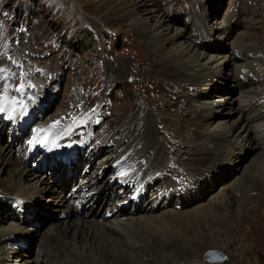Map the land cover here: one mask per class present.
Returning <instances> with one entry per match:
<instances>
[{
    "label": "rangeland",
    "instance_id": "rangeland-1",
    "mask_svg": "<svg viewBox=\"0 0 264 264\" xmlns=\"http://www.w3.org/2000/svg\"><path fill=\"white\" fill-rule=\"evenodd\" d=\"M137 2L135 0H0L2 18L0 77L7 68H12L16 75L14 87L17 86L18 90H21L19 89L20 80H26L34 98H41L47 91L58 85L59 92L54 95L52 103L49 102L48 114L51 117L67 114V118L72 119L83 108L88 107L91 110L96 107L100 96L104 94V99L111 100L109 113L105 114L103 108L101 114V125L106 124L107 132H113L115 121L120 115L128 114L133 106L140 107L141 116L149 115L150 117L146 125L139 123L138 129L140 128L139 131H143L142 133L148 136L149 140L152 138L150 141H154V145L151 146L160 154L157 157L162 156L160 158L163 161L162 164L165 163L163 175L167 170L172 177L169 176L171 181L178 182L182 171L193 180L204 169L205 175L211 165H206L207 162L204 164L199 160H191L188 152L193 153L195 147L185 148L182 144L184 141L189 143L197 141V138L193 136L196 129L190 126L189 121L178 122L181 111L188 106L187 100L182 96L186 86L181 83L182 81L180 82L178 73L169 75L168 72L166 73L168 69L158 64L150 55L146 32L139 26L143 20L149 21L148 11L150 10L145 7L138 8L137 14L125 17V8ZM154 12V19H164L165 24H168L172 30L182 32L183 41L187 44L198 45L194 47L195 52L217 56L214 54V49L218 47L217 49L222 51L218 58L223 57L222 55L233 58L227 70L229 74L234 75L236 82L234 85L238 88L233 86L231 81H227L216 86L224 93H212L211 98L220 97L234 90V93L230 95L233 97L231 109H235L244 118L256 112L261 117L257 120L252 119L250 124L255 125V128L264 124V0H155ZM213 27L223 29L226 38L222 39L220 44L210 40V44L206 45L204 40L210 39L209 36L212 34L208 33L205 38H202L201 34L206 36L208 30L210 32ZM198 39L201 40L199 44H197ZM57 43L61 45L59 50ZM232 44H235L234 48ZM237 47L241 50L234 52ZM239 52H242L245 58L241 56L242 54H236ZM38 67L40 70H47L39 73ZM111 67L114 69L118 67L120 72H116L119 75L108 87L106 83L112 79L110 76L113 75ZM239 67H244L245 73L252 74L258 71V78L255 79L257 81L253 82V79L251 87L256 89L254 97L257 103L252 106L247 107L241 101L242 95L248 88L249 80L241 85V78L237 76ZM31 78L35 79V83L31 82ZM248 78L251 77L248 76ZM86 88H89L88 95ZM54 102L56 103L53 106ZM165 115H168L167 118ZM183 126L188 129V135L185 138L180 133L183 131ZM113 136L116 137V135ZM1 143L6 146L7 141ZM252 146L256 148L258 146L259 149L250 150L246 147L243 152L239 149L242 161L240 164L238 159L232 160L235 162L234 167L220 163L219 167L224 168L222 173L225 174V178L210 181V191L205 190L202 193L203 197L200 196L193 204H203L206 210H209L214 201H220L222 205L214 206V208L219 214L225 215L227 211L234 212L239 203L246 202L247 208L253 210L252 212L255 209H259L261 213L264 212V190L260 189V185H254L246 175V172L253 169L254 159L264 153V141L256 138ZM104 149L99 155V160L107 155V153L103 155ZM98 163L96 161L91 165V173ZM235 165L239 166L237 171H235ZM108 169L111 173L114 167L110 166ZM211 171L212 169L209 170L208 175ZM196 180L203 181L199 178ZM50 183L54 185L51 180ZM233 184L235 188L231 187L226 190L227 193H222L225 186ZM149 197L150 193L147 199ZM115 199L110 205L107 204L105 210H109L112 203L118 202ZM224 199H227L229 205L224 204ZM170 200L180 203L181 198L175 197L168 201ZM90 210L94 211L99 218L109 220L103 217L104 213L98 214L97 209ZM174 210H178L176 206ZM47 215V220L44 223L42 221L39 229L31 228L36 231L29 239L31 249L28 253L29 258L38 254V245L44 241L41 240V236L49 224L56 220V212ZM123 217L120 216V218ZM1 219L2 226L10 223L7 216L2 215ZM226 219L229 218L226 217ZM225 220L223 219V223ZM205 224H212L211 220L200 219V225L205 227ZM207 226L217 230L220 236V229L217 226L214 224ZM222 228H227V225H222ZM158 241H154L155 243L152 241L155 246L152 243L146 246L148 259H143L145 263L210 264L202 260V255L207 250H213L225 256L222 262L213 264H264V231L253 234L243 243L233 239L215 243L214 239L207 238L200 245L191 243L190 247L182 251L168 249L166 253L159 250ZM252 246L255 248L252 249ZM168 253L170 260L160 259V262L154 260Z\"/></svg>",
    "mask_w": 264,
    "mask_h": 264
},
{
    "label": "bare ground",
    "instance_id": "bare-ground-1",
    "mask_svg": "<svg viewBox=\"0 0 264 264\" xmlns=\"http://www.w3.org/2000/svg\"><path fill=\"white\" fill-rule=\"evenodd\" d=\"M135 1H138L137 4L133 3L125 8V17L137 14L138 8L145 7L150 10L148 11L149 21L143 20L139 24L140 28L146 32L150 55L155 58L158 64L164 65L168 69L166 73L168 72L169 75L178 73L180 82L182 81L181 83L186 86L185 91H182V96L187 100L188 106L184 111H181L178 122L187 120L190 126L196 129L193 136L197 138V141L194 143L182 142L185 148L195 147V151L192 147L193 153L188 152L191 160H199L200 163L205 164L207 162L206 165H211L205 175L204 169L196 177L203 180L202 182L196 180L201 187L198 189V194L203 197L202 193L205 190L210 191L211 188L209 183L206 185L208 181L214 182V180L218 181V179L225 178V174L222 173L224 168L219 167L220 163L226 164L228 167H234L235 162L232 161L233 159H238V164L242 162L239 149H241L240 152H243L246 147L250 150L259 149V145L257 148L252 145L256 138L264 141V124L258 125L257 128L254 127L255 125L252 126L250 124L252 119L257 120V118L261 117L256 112L244 118L235 109H231L233 97H230V95L234 93V90L228 91L226 94L220 95V97L211 98L212 93H224L216 88L219 84L231 81L233 86H235L234 75L229 74L227 70L233 58L227 57V55H222L223 57L218 58L222 52L217 49L218 47L214 49V54H217V56H208L195 52L196 49L194 47L198 45L187 44V42L183 41L184 34L182 32L172 30L168 24H165L166 20L164 21V19H154L155 0ZM208 33L212 34L209 38L213 40V43L217 42V44H220V41L226 38L225 32L220 27L211 28L206 36L201 34V37H207ZM232 45H234V48L235 44ZM240 50L237 47L234 52ZM238 54H242L241 56L245 58L242 52ZM111 69L113 75L110 77L112 79L108 81L106 79L108 87L119 75L116 72H120L118 67L116 69L111 67ZM239 69L237 76L242 78L241 85H244V82L249 80L248 88L242 95L241 101L247 107L252 106L257 103L254 97L256 89L251 87L252 80L258 78V71H252L251 78H248L250 72L245 73L244 67H239ZM235 87L238 88L237 85ZM13 105L11 106L13 107ZM134 107L131 108L128 114L120 115L115 121L113 132L110 135V139L114 144L113 147L109 148L107 155L102 160H99V155L105 147L102 138H98L94 141V149L96 151L94 154L87 155L86 164L91 167L93 163L98 161L99 163L95 167L94 172L97 170L104 172L111 166L117 169L116 175H124L125 177L128 174L131 179L141 174L144 179L141 182L142 186L150 188V191H152H149V199L141 201L134 208V212L128 211V208L119 209L115 216L107 218L109 219L108 221H105L104 218H99L89 207L79 213L73 210L71 199L65 197L64 192L68 188V183L73 180V176L64 178V176L58 175L55 180H52L54 186L50 183L51 177L43 174L40 178L26 168L16 156L12 143H6V146H4L1 145L3 140H0V221H2V215L10 219L9 224L4 226L0 224V264H147L143 259H148V254L145 250L146 246L152 241L159 240V250H162V253H166L168 249L182 251L186 247H190L191 243L200 245L207 238L214 239L215 243L217 241L228 242L232 239L243 243L250 239L253 234H260L264 231V212L261 213L259 209H255L252 212L253 210L247 208L248 203L246 204V202L239 203L237 208L233 210L234 212L229 213L227 211V213H224L225 215L219 214L214 208V206H221L222 202L214 201L209 210H206L203 204H193L192 195H186L184 199H181L180 203H174L172 207L170 205L172 200L165 203V199H161L158 202L152 189L153 185L159 184L160 186L170 187L171 182L168 179L158 182L159 176L163 174L161 171L165 168L162 165L165 163L162 164L163 161L160 159L162 156L157 157L160 154L151 146L154 145V141H150L152 138L149 140V137L145 136L142 133L143 131L140 132V128L138 129L139 123L146 125L150 116H141L139 113L140 107ZM11 115L15 118L17 117L13 113ZM168 115H165V117L167 118ZM91 122L95 123L94 120H91ZM48 127L46 125L45 129L38 132L36 136L43 135L48 137ZM187 130L183 126V131L180 132L182 136L184 135V138L188 135ZM68 132L69 134L77 135L78 129L72 127ZM113 135H116V137ZM121 137L124 138L121 139ZM242 146L244 147L242 148ZM77 162L71 165H75L76 171H79ZM142 162L145 163L144 167H141ZM253 164V169L246 172L247 178L251 179L254 185H260V189L264 190V153L259 154V157L254 159ZM81 169H83V166ZM211 169V174L208 175ZM238 169L239 166L235 165V171ZM83 180L87 182L81 185L77 184L79 186L75 194L81 188H87L86 192L92 190V184H88V182L93 181L91 174L88 173L80 178V181ZM103 186L96 199L106 198L105 192L109 190V187L106 184H103ZM233 186L234 184L225 186L222 193ZM5 197L25 200L28 203L40 201L38 206H43V208L39 207L41 214L47 215L56 212V216L63 215L62 218L56 217V220L46 228L43 236H41V240L44 241L39 243L38 254L33 258L28 257V253L31 251L30 247L29 250L20 254L7 249V246L14 245L18 241L29 242L28 239L36 230H32L29 228L30 226L27 227L29 224L26 221H19L18 216L10 212L7 202L2 200ZM223 197H226V195H223ZM76 198L74 197L73 200ZM96 199L93 196L91 201L98 203ZM121 200L123 199H115L118 202ZM178 204L180 210L175 211L173 207ZM224 204L229 205L227 199ZM111 206L109 210L114 208ZM140 206L141 208L138 210ZM120 216L124 217L120 218ZM226 217L229 219L225 220ZM37 218H40L43 223L47 220L46 217H39L38 215ZM202 218H209L211 223L220 229L222 239H220L217 230L215 231L210 226L206 227V225L212 224H205V227L200 225V219ZM219 218L221 219L220 221ZM223 219L225 220L224 223ZM222 225H227V228H222ZM153 245L155 246V244ZM254 246L257 247L259 245ZM254 246H252V249L255 248ZM25 255L27 257L22 258ZM159 257L154 260H159V262L160 259L162 261L167 260L170 258V254H163V256ZM28 258L29 260H27Z\"/></svg>",
    "mask_w": 264,
    "mask_h": 264
},
{
    "label": "water",
    "instance_id": "water-1",
    "mask_svg": "<svg viewBox=\"0 0 264 264\" xmlns=\"http://www.w3.org/2000/svg\"><path fill=\"white\" fill-rule=\"evenodd\" d=\"M225 259V256H223L221 253L213 251V250H207L202 255V260L204 262L213 264V263H220Z\"/></svg>",
    "mask_w": 264,
    "mask_h": 264
},
{
    "label": "snow or ice",
    "instance_id": "snow-or-ice-1",
    "mask_svg": "<svg viewBox=\"0 0 264 264\" xmlns=\"http://www.w3.org/2000/svg\"><path fill=\"white\" fill-rule=\"evenodd\" d=\"M14 103V102H13ZM0 111H4V108L3 107H0Z\"/></svg>",
    "mask_w": 264,
    "mask_h": 264
}]
</instances>
